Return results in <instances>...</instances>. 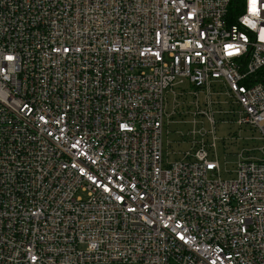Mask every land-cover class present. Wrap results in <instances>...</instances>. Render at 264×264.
Masks as SVG:
<instances>
[{
	"label": "built area",
	"instance_id": "obj_1",
	"mask_svg": "<svg viewBox=\"0 0 264 264\" xmlns=\"http://www.w3.org/2000/svg\"><path fill=\"white\" fill-rule=\"evenodd\" d=\"M258 7L0 0V264H264Z\"/></svg>",
	"mask_w": 264,
	"mask_h": 264
},
{
	"label": "rangeland",
	"instance_id": "obj_2",
	"mask_svg": "<svg viewBox=\"0 0 264 264\" xmlns=\"http://www.w3.org/2000/svg\"><path fill=\"white\" fill-rule=\"evenodd\" d=\"M177 130L182 131V132H186L188 130V125L181 124V123H173V122L167 123V121H166L165 131H168V134H165V140L168 138L170 141H172V145H171L170 150L175 151L174 154L170 155V160L177 159L178 158V156H177L178 150H180V149L182 150V149L186 148V146H187L186 144L179 146V145H177V143H173L174 140H177L180 137V135L175 132ZM229 130L230 129H228V127L221 126L219 128L218 136H220V137L229 136V134H230ZM241 134L245 138V137H249V136H257L259 133L255 132V130L244 129ZM241 144H243V141H239L237 143H234L232 148L238 149ZM174 149H177V150H174ZM221 167H222V176L224 178H231L233 176V173L227 172V169H229V170L234 169L236 167V164H235V162H232V163L226 165L225 163H223V160H222L221 161Z\"/></svg>",
	"mask_w": 264,
	"mask_h": 264
},
{
	"label": "snow or ice",
	"instance_id": "obj_3",
	"mask_svg": "<svg viewBox=\"0 0 264 264\" xmlns=\"http://www.w3.org/2000/svg\"><path fill=\"white\" fill-rule=\"evenodd\" d=\"M261 2V0H249V10L254 16H259L260 15V9L258 7V4ZM245 23H250V21L245 20ZM261 39H264V27H261ZM240 39L243 41L246 38L241 36ZM229 48L233 47V45H228ZM238 51V49H237ZM229 55H232L233 53L229 52ZM8 59H12V57H8ZM183 239V237H181Z\"/></svg>",
	"mask_w": 264,
	"mask_h": 264
},
{
	"label": "trees",
	"instance_id": "obj_4",
	"mask_svg": "<svg viewBox=\"0 0 264 264\" xmlns=\"http://www.w3.org/2000/svg\"><path fill=\"white\" fill-rule=\"evenodd\" d=\"M238 4H239V2H238ZM238 4H237V6L234 7V9H231V16H233V15H237V14L239 13V5H238ZM254 78H256V80H258V81H262V82H264V68L261 69V70L255 75Z\"/></svg>",
	"mask_w": 264,
	"mask_h": 264
}]
</instances>
